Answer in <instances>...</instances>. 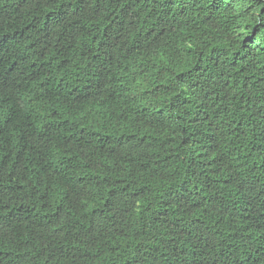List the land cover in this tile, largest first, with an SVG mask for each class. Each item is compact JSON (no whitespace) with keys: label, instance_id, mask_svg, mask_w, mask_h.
I'll return each mask as SVG.
<instances>
[{"label":"trees","instance_id":"1","mask_svg":"<svg viewBox=\"0 0 264 264\" xmlns=\"http://www.w3.org/2000/svg\"><path fill=\"white\" fill-rule=\"evenodd\" d=\"M0 264H264V0H0Z\"/></svg>","mask_w":264,"mask_h":264}]
</instances>
